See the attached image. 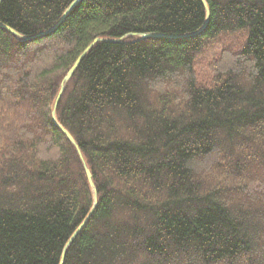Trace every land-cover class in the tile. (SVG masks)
Here are the masks:
<instances>
[{
    "label": "trees",
    "instance_id": "16d2710c",
    "mask_svg": "<svg viewBox=\"0 0 264 264\" xmlns=\"http://www.w3.org/2000/svg\"><path fill=\"white\" fill-rule=\"evenodd\" d=\"M1 0L0 264H264V0ZM140 38L139 33L188 34ZM134 34V35H131Z\"/></svg>",
    "mask_w": 264,
    "mask_h": 264
},
{
    "label": "water",
    "instance_id": "95a60500",
    "mask_svg": "<svg viewBox=\"0 0 264 264\" xmlns=\"http://www.w3.org/2000/svg\"><path fill=\"white\" fill-rule=\"evenodd\" d=\"M81 0H73L68 6L67 8L63 11V13L60 15V17L58 18V20L48 29L46 30H43L41 32H38L36 34H33L31 36H27V37H23L24 39H34V38H37V37H41V36H44V35H47L51 32H53L59 25L60 23L66 18V16L69 14V12L80 2ZM1 2V0H0ZM201 2L203 3L204 7H205V10H206V16L208 18V13H209V9H208V6H207V3L205 0H201ZM207 23V19L205 20L203 26L201 28H199L198 30L194 31V32H191V33H188V34H165V33H158V32H147V33H139L138 34V37L139 39L140 38H148V37H161V38H177V37H186V36H191V35H194L198 32H200L203 27L205 26V24ZM0 26H2L3 28H5L6 30L10 31L11 33H13L14 35H18V33L16 31H14L12 28H10L9 26L7 25H4L2 23H0ZM131 35H134V34H131ZM122 39L119 38V39H106V38H100V37H95L91 42H89L85 48L80 52V54L75 58L74 62L72 63V65L69 67V69L67 70L66 74L64 75L61 83H60V86H59V89L57 91V94L54 98V101L52 103V106H51V117H52V121L53 123L59 128L61 129V131L64 133V135L66 136V138L74 145V147L76 148V151L78 153V156H79V159L83 165V168H84V171H85V174H86V177H87V180H88V184H89V187L92 191V194H93V202H92V205H91V208L89 209L87 215L84 217V219L81 221V223L78 225V227L74 230V232L71 234V236L69 237V239L67 240L66 244H65V247L61 253V257H60V260H59V263L58 264H63V259H64V254H65V249L66 247L72 242V240L74 239V237L77 235V233L82 229V227L84 226V224L86 223V221L88 220V218L90 217L91 213L93 212L94 208H95V205H96V191H95V186H94V183L92 181V177H91V173H90V170L89 168L87 167L85 161H84V158L81 154V152L79 151V148L77 146V144L75 143V140L73 139V137L71 136V134L63 127L61 126L56 118H55V109H56V106H57V103H58V100L62 94V91L64 89V85L65 83L68 81V79L71 77V75L74 73L78 63L81 61V59L83 58V56L86 54V52L91 48V46L97 42V41H111V42H117V41H121Z\"/></svg>",
    "mask_w": 264,
    "mask_h": 264
}]
</instances>
